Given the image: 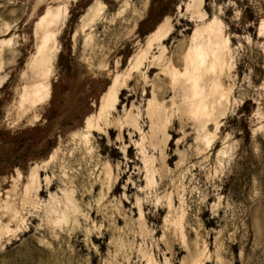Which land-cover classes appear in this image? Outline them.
I'll list each match as a JSON object with an SVG mask.
<instances>
[{
  "label": "rangeland",
  "instance_id": "1",
  "mask_svg": "<svg viewBox=\"0 0 264 264\" xmlns=\"http://www.w3.org/2000/svg\"><path fill=\"white\" fill-rule=\"evenodd\" d=\"M0 264H264V0H0Z\"/></svg>",
  "mask_w": 264,
  "mask_h": 264
},
{
  "label": "bare ground",
  "instance_id": "2",
  "mask_svg": "<svg viewBox=\"0 0 264 264\" xmlns=\"http://www.w3.org/2000/svg\"><path fill=\"white\" fill-rule=\"evenodd\" d=\"M48 46H49V42L48 40H46L37 53L39 56V58L37 57L38 58L37 60L40 61L39 64L37 65L39 66L38 68H40L41 71H44V68L46 66L45 58L47 56ZM118 101H119V90L117 89L116 86H112L108 89L105 96L103 97V101L97 115L89 119V121L87 122L88 129L95 130L96 128H99L102 123H106L108 121V117L110 116V112H112L118 105Z\"/></svg>",
  "mask_w": 264,
  "mask_h": 264
}]
</instances>
